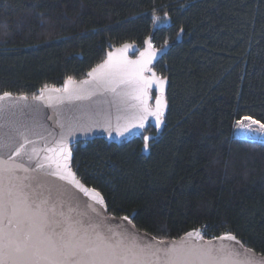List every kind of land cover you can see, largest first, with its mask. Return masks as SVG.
Returning a JSON list of instances; mask_svg holds the SVG:
<instances>
[{"label":"trees","instance_id":"1","mask_svg":"<svg viewBox=\"0 0 264 264\" xmlns=\"http://www.w3.org/2000/svg\"><path fill=\"white\" fill-rule=\"evenodd\" d=\"M147 38L172 44L153 66L168 81L160 136L147 156L150 125L76 144V176L109 214L158 239L231 233L264 254V142L235 135L242 116L264 122V0H0V93L61 87L109 45L142 50Z\"/></svg>","mask_w":264,"mask_h":264},{"label":"snow or ice","instance_id":"2","mask_svg":"<svg viewBox=\"0 0 264 264\" xmlns=\"http://www.w3.org/2000/svg\"><path fill=\"white\" fill-rule=\"evenodd\" d=\"M145 44L147 47L137 60L113 58L109 53L104 63L88 72L89 79L76 81L68 76L61 88L44 85L39 90L40 95H33L32 100L51 102L54 99L57 105L66 102L71 105L74 101L89 100L97 94L111 93L113 104H122L125 109L130 107L135 110L130 117L133 127L144 129L149 116L155 117L156 127H159L164 116L165 80L152 72L150 67L157 49L150 39ZM128 47L125 45L117 51L123 53ZM146 72L152 73L151 76H145ZM154 84L159 87L161 95L156 97L155 108H152L148 101ZM53 93L57 95L53 97ZM11 97V92L4 91L0 100ZM18 99L27 100L28 97L20 96ZM129 100L135 103L129 105ZM117 111L122 109L117 106ZM39 112L38 105L30 107L28 114L32 122L29 124L13 119L15 113L0 109V121H3L0 123V129H3L0 132V148L4 149L0 152V264H257L255 258L248 255L252 249L239 253L214 246L211 240L194 242V236L204 241L199 229L186 233L179 243L174 241L165 245L161 240L155 244H138L135 237L129 239L126 235L113 232L111 228L104 229L102 223L94 222L91 218L85 220L82 214L74 216L71 207L65 211L62 203L52 199L51 189H48L47 196L38 192L37 188L42 185L37 182L36 187H33L35 177L27 175L48 166L39 161L34 167L31 166V161L41 151L52 153L44 157L49 165L55 164L58 169H63L52 175L74 184L95 204L105 207L106 204L101 192L86 187L68 167L72 152L64 142L63 133L53 134L44 129L47 132L45 136L36 130L38 127L43 128L35 120ZM57 115L60 113L57 112ZM124 118L129 119L127 116ZM66 119L70 122L72 117L66 116ZM119 119L121 116L117 117ZM107 123L109 134L115 131L117 135L123 136L130 130L127 125L121 130L119 124L113 128L110 121ZM235 125L244 130L264 132V122L247 115L237 119ZM60 127L63 128L64 124ZM30 134L39 136L45 142L43 149L35 146L36 141L29 138ZM143 139L147 150L149 137L144 136ZM29 144L33 145L30 150L26 148ZM122 219L132 223L128 216ZM213 239L240 244L231 233Z\"/></svg>","mask_w":264,"mask_h":264},{"label":"water","instance_id":"3","mask_svg":"<svg viewBox=\"0 0 264 264\" xmlns=\"http://www.w3.org/2000/svg\"><path fill=\"white\" fill-rule=\"evenodd\" d=\"M181 35L182 33L180 32L176 39V42H180ZM149 39L150 38H147L145 39V41ZM145 41L144 47L141 51L136 44L125 43L116 47H112L111 45H109L110 49L107 51L105 59L97 65L104 63V61L109 58V53L112 54L113 58L126 57L128 60H137L140 57V53L144 51L147 47ZM125 45H128L129 47L123 53L117 51L118 49H123ZM171 46L172 44H166L163 47L157 49L156 56L150 65L152 72H154L158 77L165 80V83L163 85V98L165 101L164 116L162 117L159 127H156L155 117L152 116L148 117L147 121L145 122L144 129L133 127L132 122L130 121V117L135 110L130 107L125 109V105L122 104H113V95L111 93H104L103 95L97 94L96 96L91 97L89 100L74 101L71 105L67 104V102L64 105H57L54 99L51 102L47 100L34 101L32 100V96H27V100H21L18 99V97L26 95L12 94L11 98L0 100V109H4L8 113H15V116L12 117L13 119H18L22 123L31 124L32 117L28 114L29 109L31 106L38 105L40 107V112L35 115V120L38 122L39 125H42L43 128L38 127L36 130L38 132H41L45 136H47V132L44 131V129L53 132V134L63 133L65 137L64 142L70 149L74 144L87 143L97 138L105 139L108 143H120L129 139L131 136L142 132L147 128L148 125L152 126V128L154 129V133H149L145 135L149 137V145L152 141L156 140L160 136L162 129L165 125V117L168 110V104L166 100L168 81L161 74H158L157 71L152 67L158 61H160V59L164 55L167 54ZM96 66H94L93 68H95ZM151 74L152 73L146 72L144 75L151 76ZM85 79H89L88 75L76 81H82ZM2 94L3 93H0V95ZM152 94H154V97L152 96ZM36 95H40L39 90ZM45 95L47 96L48 94L46 93ZM56 95L57 94L55 93L52 94L53 97H55ZM160 95L161 93L159 87L154 84L152 89L150 90V99L148 101L149 105L152 108H155L156 97ZM127 103L131 105L135 103V101L129 100ZM50 104L52 106H50ZM117 106H119L122 111H117ZM69 108L71 109L70 112L68 111ZM57 112H59L60 115H57ZM66 116L72 117L70 122L66 119ZM118 116H121V119L117 120ZM126 116L129 117V119H125L124 117ZM48 117H52V119H48ZM108 121L111 122L113 128H115V126L119 124L121 126V130H123V126L125 125H127L130 130L126 132L123 136L117 135L115 131H111V134H109V130H106L108 128ZM0 123H3V121H0ZM61 124H64L63 128L60 127ZM2 131L3 129H0V132ZM29 138L36 141L35 146L38 149L44 148L45 142L41 140L39 136L30 134ZM32 147L33 145L31 144L26 145V148L29 150ZM149 150L150 147L145 150L143 145L142 154L147 156L149 154ZM3 151L4 149L0 148V152ZM51 155L52 153L41 151L39 156L33 158V160L31 161V166L34 167L37 161L45 163L48 166H46L44 169H38L35 172H29L27 173V175H29L30 177H35V181H33V187H36L37 182L42 185V187L37 188L38 192H42L45 196H47L48 189H51L52 199L56 200L58 203H62L65 211H67V209L71 207L72 209H74V212L72 213L74 216L77 214H82L85 220L91 218L94 222L102 223L104 229L111 228L113 232L117 234L126 235L129 237V239L135 237L136 243L138 244H155L156 242L162 240L164 241L165 245H170L174 241L179 243L181 237L185 236L186 233L177 239H158L145 231L137 229L132 221L131 224H129L128 221H124L122 219L123 216L119 217L109 214L105 206L95 204L89 196H86L82 191L75 187L74 184L69 183L67 180H61L58 175L51 174L63 171V169H58L55 164L49 165V162L44 159L45 156ZM68 167L71 169L72 172H74L72 168V156L68 162ZM103 217L110 219V221L104 222ZM192 239L194 242L199 243L211 240L214 246H222L232 252L243 253L246 249H250L246 247L240 240V244H237L235 241L205 238L204 241H199L198 238H196L195 236ZM248 255L253 256L257 264H264V254L257 253L252 250V253ZM241 258L242 257H237V259Z\"/></svg>","mask_w":264,"mask_h":264},{"label":"rangeland","instance_id":"4","mask_svg":"<svg viewBox=\"0 0 264 264\" xmlns=\"http://www.w3.org/2000/svg\"><path fill=\"white\" fill-rule=\"evenodd\" d=\"M141 51V50H140ZM154 97V94H152ZM235 135L240 139L246 141L264 142V132H253L249 130L240 129L235 125Z\"/></svg>","mask_w":264,"mask_h":264},{"label":"bare ground","instance_id":"5","mask_svg":"<svg viewBox=\"0 0 264 264\" xmlns=\"http://www.w3.org/2000/svg\"><path fill=\"white\" fill-rule=\"evenodd\" d=\"M103 220H104V222H108V221H110V219H108V218H106V217H103Z\"/></svg>","mask_w":264,"mask_h":264}]
</instances>
